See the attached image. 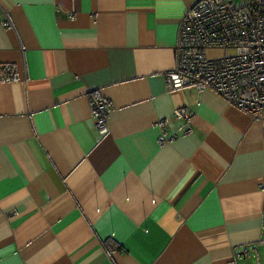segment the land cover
I'll use <instances>...</instances> for the list:
<instances>
[{
  "label": "crops",
  "instance_id": "0c3cea01",
  "mask_svg": "<svg viewBox=\"0 0 264 264\" xmlns=\"http://www.w3.org/2000/svg\"><path fill=\"white\" fill-rule=\"evenodd\" d=\"M195 1L0 0V264H250L264 117L166 86Z\"/></svg>",
  "mask_w": 264,
  "mask_h": 264
},
{
  "label": "built area",
  "instance_id": "2783aa9c",
  "mask_svg": "<svg viewBox=\"0 0 264 264\" xmlns=\"http://www.w3.org/2000/svg\"><path fill=\"white\" fill-rule=\"evenodd\" d=\"M178 26L176 64L166 74L167 88L211 89L252 117L263 118L264 0H197ZM109 104L99 97L93 105L100 134L108 131ZM175 116L186 117L184 132L191 133L185 110L177 109ZM166 122L159 121L161 143L167 140Z\"/></svg>",
  "mask_w": 264,
  "mask_h": 264
},
{
  "label": "rangeland",
  "instance_id": "374dc122",
  "mask_svg": "<svg viewBox=\"0 0 264 264\" xmlns=\"http://www.w3.org/2000/svg\"><path fill=\"white\" fill-rule=\"evenodd\" d=\"M236 1H238V0H236ZM227 53H232V49H228ZM192 132H193V130H192ZM191 133H189V134H191ZM259 244H261V243H259ZM262 245H264V244H261V246L255 245L251 249V251L247 253L248 254L247 258H249L250 264H259L260 261L262 264H264V246H262ZM259 259H260V261H259Z\"/></svg>",
  "mask_w": 264,
  "mask_h": 264
},
{
  "label": "trees",
  "instance_id": "16d2710c",
  "mask_svg": "<svg viewBox=\"0 0 264 264\" xmlns=\"http://www.w3.org/2000/svg\"><path fill=\"white\" fill-rule=\"evenodd\" d=\"M98 98H99V97H96L95 100L98 99ZM94 102H95V101H94Z\"/></svg>",
  "mask_w": 264,
  "mask_h": 264
}]
</instances>
